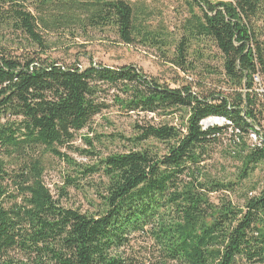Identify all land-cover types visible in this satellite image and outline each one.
<instances>
[{
  "label": "trees",
  "instance_id": "16d2710c",
  "mask_svg": "<svg viewBox=\"0 0 264 264\" xmlns=\"http://www.w3.org/2000/svg\"><path fill=\"white\" fill-rule=\"evenodd\" d=\"M181 1L188 16L167 62L212 75L192 48H215L226 91L50 58L51 33L106 30L127 46L169 49L144 2L0 0V264H264V181L250 182L264 168V0ZM111 107L160 121L135 123L123 152L100 156L88 138L92 151L74 148ZM211 118L228 124L202 129ZM229 129L241 142L225 179L206 163ZM249 133L255 145L239 136ZM48 157L63 166L56 194L44 182ZM69 190L90 208L71 207Z\"/></svg>",
  "mask_w": 264,
  "mask_h": 264
},
{
  "label": "rangeland",
  "instance_id": "374dc122",
  "mask_svg": "<svg viewBox=\"0 0 264 264\" xmlns=\"http://www.w3.org/2000/svg\"><path fill=\"white\" fill-rule=\"evenodd\" d=\"M144 2L151 11L150 25L151 30L163 33L170 39V46L167 50H159L154 46H143L141 43L136 42L132 45H125L118 37L104 30H97L89 32L88 36H62L60 33H51L48 37L51 43V50L49 51L50 58L58 61L59 63L74 64L78 63L81 67H87L89 60L94 64L105 65L111 68L120 67L123 65H132L141 69L144 74L150 76L160 83H165L171 88L178 87L184 81L197 85L202 82V88L214 89L219 88L226 91L220 77V57L215 48H197L194 45L192 49L198 52H203V61L205 65L211 67V71L215 74L208 75L204 71V66L198 63L194 64V69L184 74L179 69L173 67L167 62L165 55H170L172 44L180 39L183 21L188 16L189 6L181 0H130ZM211 2H227L228 0H209ZM67 35V34H66ZM206 55H210L207 57ZM200 58V54H194ZM206 70V68H205ZM209 70V69H207ZM217 76V78L215 77ZM219 80V81H218ZM194 90H199L197 86L193 87ZM110 103V97L107 98ZM144 115H124L120 113L115 107L104 110L99 116H96L90 125L92 131H81L74 142V148L79 150H90L83 138L92 139L94 152L100 156H105L110 153H119L125 151L127 143L123 138L129 139L133 136V125L143 121H151L158 123L160 119ZM174 124H177L174 121ZM228 123L219 118H211L201 123L202 129H207L212 126H224ZM95 135H100V143L94 140ZM121 136L114 138L113 136ZM237 132L228 130L221 138L210 153L211 158L207 161V169L220 178L229 179L236 174L239 167V161L233 157L231 151L238 152L240 142L233 143ZM246 145H255L256 138L253 134L245 136L239 134ZM69 158L76 164L91 165L93 160L90 157H83L77 153L63 151ZM48 168L44 174V182L53 194H56V189L61 186V177L63 175L61 164L48 157ZM264 181V168L259 166L256 172L251 177L250 182ZM70 203L69 205L74 208H80L81 211H87L89 203L79 193L69 190Z\"/></svg>",
  "mask_w": 264,
  "mask_h": 264
}]
</instances>
